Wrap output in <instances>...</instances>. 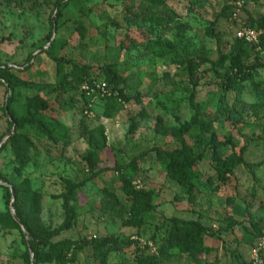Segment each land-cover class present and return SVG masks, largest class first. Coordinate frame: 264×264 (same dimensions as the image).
I'll list each match as a JSON object with an SVG mask.
<instances>
[{"label": "rangeland", "instance_id": "374dc122", "mask_svg": "<svg viewBox=\"0 0 264 264\" xmlns=\"http://www.w3.org/2000/svg\"><path fill=\"white\" fill-rule=\"evenodd\" d=\"M59 1L66 8L52 39L69 47L42 54ZM251 21L264 26V0H0V69L41 86L40 92L20 86L19 99L40 96L56 120L51 133L19 131L30 148L24 170L9 155H0V187L10 193L7 200L0 188V264H33L29 243L37 247L41 264H58L50 256L57 243L69 247L66 264H246L264 225V50H243L254 72L239 101L234 93L221 98L210 64L237 55L231 47L234 32ZM76 23L85 30L79 44L72 42ZM57 59L73 63L65 69L71 91L57 83ZM107 66L116 67L125 81L128 102L120 111L82 94L80 81L101 82L100 71ZM189 75L196 87L188 85ZM191 90L201 121L210 122L220 143L230 139L237 149L246 147L247 164L236 166L230 183L220 185L212 163H198L194 204L162 171L154 153L140 162V174L113 170L146 151L180 148V133L194 117ZM6 96L0 79L2 145L14 132L13 120L3 112ZM158 123L162 134L155 129ZM208 136L182 135L194 155L206 150ZM230 153L228 146L218 149L221 159ZM25 181L27 230L15 216L12 188ZM126 186L153 195L156 210L142 217L139 228L128 224ZM66 209L72 214L68 228ZM170 218L197 221L208 230L205 249L194 260L182 255L164 261L159 248ZM47 235L49 242H40ZM106 240L120 250L109 251Z\"/></svg>", "mask_w": 264, "mask_h": 264}, {"label": "trees", "instance_id": "16d2710c", "mask_svg": "<svg viewBox=\"0 0 264 264\" xmlns=\"http://www.w3.org/2000/svg\"><path fill=\"white\" fill-rule=\"evenodd\" d=\"M65 8L66 4L64 1L55 3L53 9L55 14L49 19V33L46 37L47 48L45 51L41 49L40 53L44 54L49 52L56 54L59 50L69 47V44L66 42L52 39L53 35L56 33L57 23L61 19ZM221 15H223V13H221ZM242 27L257 31L264 30L263 23H255L253 21ZM75 32L77 40L72 42L75 44L82 43L84 41L85 30L79 23H76ZM231 47L238 51L237 55L229 59L222 56L218 57L216 62L210 64V70L221 85V98L224 99L227 94L234 93L236 100L239 101L243 89L242 85L244 83H252L254 72V64H248L246 63L247 61H244L245 54L243 50L249 48L254 53L261 49L264 50V37L260 39L259 44L256 46L247 45L244 42L235 39ZM255 62H257V60ZM71 65H73V63L63 61L62 59H57L55 62L57 83L63 91H66L67 89L69 91L73 90L71 84L65 77V69ZM100 72L103 78L101 82H97L93 79L82 80L80 81V83L82 82L81 88L83 85H88L94 90L97 83H104L106 85L107 94L103 98H100L98 94H96V91H94L89 97L96 96L99 100L104 102L108 110L109 108L115 109L116 111L122 110L124 104L128 102V99L125 97L124 79L118 75L116 67L114 66H107ZM0 79L3 80V84L5 85V94L8 93L3 105V112L15 123L13 135L10 136L7 142L0 147V155L3 153L9 155L10 158L13 159L17 169L22 171L30 163V148L25 136L21 135L19 131L27 128L38 130L44 134L51 133L56 129V120L48 115V113L52 112L51 107L49 103L40 96L26 98L23 102L19 99L20 86H23L25 89H33L36 92L43 90L41 86L33 85L32 83H28L30 81L17 78V76L7 68L0 69ZM18 80H20V82ZM188 85H192L193 87L197 86L195 79L191 75H189ZM120 86H122V88H120ZM82 94L84 96L86 95L84 91ZM195 97V92L193 90L189 91L188 102L194 110V117L190 124L184 127L182 133H180V148L178 150L174 152H164L158 149L146 151L135 157L130 164L116 166L113 170L120 172L123 176L140 174V162L151 153H154L166 176L176 182L185 191L189 204H194L196 199L197 180L194 178L193 172L197 164L202 160H208L212 163L215 169L216 182H219L220 185H228L233 177V169L240 165L247 166L243 158L246 147H240L237 149L235 143L230 139H227L224 143H220L210 122L201 121L200 111L194 103ZM137 98L139 99V97ZM145 117H148V115ZM155 129L158 133L162 134L163 128L161 124H156ZM193 131H197L198 136H201L202 138H205V134L209 135L207 138L206 150L198 155L192 153V150L182 137L183 134ZM223 146H228L231 153L228 157L221 159L218 154V149ZM129 183L130 181L126 184ZM0 188L7 194L6 198L9 200V189L5 187ZM12 188L15 197L13 207L15 216L27 230L29 229V224L27 222V217L24 216L25 211L28 210V198L25 194L27 181L20 185L12 186ZM124 194L131 202L128 224L139 228L144 224L142 217H146L156 210V207L153 205V195L149 192L136 190L131 186H126ZM34 202L37 203V201L33 199L32 205ZM65 204L67 205V201H65ZM30 208L32 209L33 207L31 206ZM66 212L67 220L64 227L68 228V226L71 225L72 214L67 209ZM166 221L168 225L165 229L164 241L159 248L164 261L166 262L169 261V258H177V256L182 255H188L194 260L197 252L205 249L204 237L209 235L208 230L202 227L197 221H183L177 218H170ZM12 224L18 229L22 237H24L19 226L13 222ZM263 228L264 225L260 227L257 239L260 237ZM51 237V235H47L42 238L40 242L43 241L47 243ZM107 244L110 246L109 251L118 252L121 248L114 241L106 240L103 242V245ZM28 246L31 255L33 256V264H41L37 247L31 243H29ZM100 247H102V245ZM50 252V256L54 258L56 263L66 264V262L63 261V257L64 253L69 252L68 245L57 243L50 247ZM105 260L106 256L103 257L102 263H104ZM246 264H248V262H246Z\"/></svg>", "mask_w": 264, "mask_h": 264}, {"label": "built area", "instance_id": "2783aa9c", "mask_svg": "<svg viewBox=\"0 0 264 264\" xmlns=\"http://www.w3.org/2000/svg\"><path fill=\"white\" fill-rule=\"evenodd\" d=\"M232 17L235 18L236 15L233 14ZM262 37H264V30L257 31L239 27L234 32V38L247 45H258ZM81 89L87 96H91L94 91H96V94H98L100 98H103L107 94L106 85L104 83H97L94 90L88 85H83ZM247 262L248 264H264V228L262 229L261 235L257 239L255 245L252 247Z\"/></svg>", "mask_w": 264, "mask_h": 264}, {"label": "water", "instance_id": "95a60500", "mask_svg": "<svg viewBox=\"0 0 264 264\" xmlns=\"http://www.w3.org/2000/svg\"><path fill=\"white\" fill-rule=\"evenodd\" d=\"M11 125H12V132L14 131V124H13V121H11ZM11 136V133L8 135V137H10ZM2 144H0V146H1ZM12 196H13V194H12ZM28 245V244H27Z\"/></svg>", "mask_w": 264, "mask_h": 264}]
</instances>
